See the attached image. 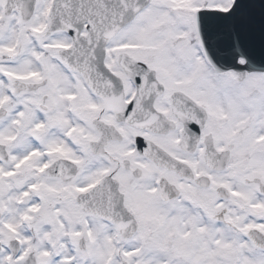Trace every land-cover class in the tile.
Wrapping results in <instances>:
<instances>
[{"label":"snow or ice","instance_id":"snow-or-ice-1","mask_svg":"<svg viewBox=\"0 0 264 264\" xmlns=\"http://www.w3.org/2000/svg\"><path fill=\"white\" fill-rule=\"evenodd\" d=\"M0 264H264V0H0Z\"/></svg>","mask_w":264,"mask_h":264}]
</instances>
